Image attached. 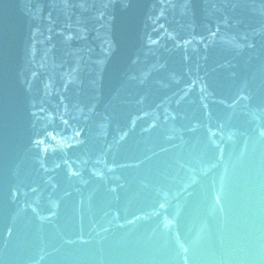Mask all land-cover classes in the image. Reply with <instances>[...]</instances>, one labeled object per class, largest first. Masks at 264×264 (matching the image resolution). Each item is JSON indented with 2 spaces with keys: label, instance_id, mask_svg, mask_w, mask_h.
Listing matches in <instances>:
<instances>
[{
  "label": "water",
  "instance_id": "obj_1",
  "mask_svg": "<svg viewBox=\"0 0 264 264\" xmlns=\"http://www.w3.org/2000/svg\"><path fill=\"white\" fill-rule=\"evenodd\" d=\"M0 264H264V0H0Z\"/></svg>",
  "mask_w": 264,
  "mask_h": 264
}]
</instances>
